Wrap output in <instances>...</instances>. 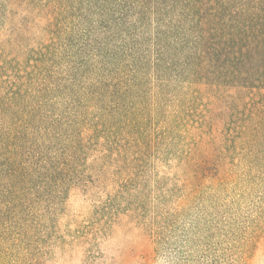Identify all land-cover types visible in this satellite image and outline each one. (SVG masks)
Here are the masks:
<instances>
[{
	"label": "trees",
	"instance_id": "obj_1",
	"mask_svg": "<svg viewBox=\"0 0 264 264\" xmlns=\"http://www.w3.org/2000/svg\"><path fill=\"white\" fill-rule=\"evenodd\" d=\"M215 132L264 149V0H0V264L105 158Z\"/></svg>",
	"mask_w": 264,
	"mask_h": 264
},
{
	"label": "rangeland",
	"instance_id": "obj_2",
	"mask_svg": "<svg viewBox=\"0 0 264 264\" xmlns=\"http://www.w3.org/2000/svg\"><path fill=\"white\" fill-rule=\"evenodd\" d=\"M221 137L178 138L139 162L105 158L101 177L84 173L42 207L29 255L38 264H264V149L249 156Z\"/></svg>",
	"mask_w": 264,
	"mask_h": 264
}]
</instances>
